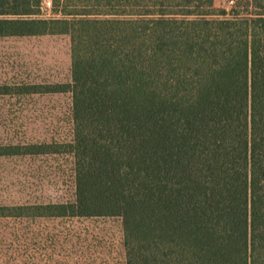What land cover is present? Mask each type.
Returning a JSON list of instances; mask_svg holds the SVG:
<instances>
[{"label": "trees", "instance_id": "1", "mask_svg": "<svg viewBox=\"0 0 264 264\" xmlns=\"http://www.w3.org/2000/svg\"><path fill=\"white\" fill-rule=\"evenodd\" d=\"M0 0V38L67 36L72 201L0 217L119 218L122 264H264V0ZM9 88L0 95L10 94Z\"/></svg>", "mask_w": 264, "mask_h": 264}, {"label": "rangeland", "instance_id": "2", "mask_svg": "<svg viewBox=\"0 0 264 264\" xmlns=\"http://www.w3.org/2000/svg\"><path fill=\"white\" fill-rule=\"evenodd\" d=\"M214 2L217 8L228 9L231 4L228 0ZM68 82L67 36L0 38V89L12 92L0 95V145L68 141L69 94L19 93L24 86ZM73 199L70 155L0 157V206ZM123 262L119 218L0 217V264Z\"/></svg>", "mask_w": 264, "mask_h": 264}, {"label": "built area", "instance_id": "3", "mask_svg": "<svg viewBox=\"0 0 264 264\" xmlns=\"http://www.w3.org/2000/svg\"><path fill=\"white\" fill-rule=\"evenodd\" d=\"M50 9H51V2L49 0H46L43 7H42V14H44V17H50L51 13H50Z\"/></svg>", "mask_w": 264, "mask_h": 264}]
</instances>
